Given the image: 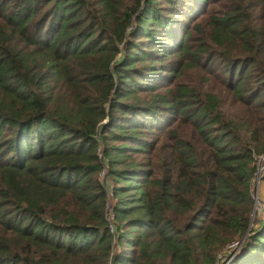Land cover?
I'll use <instances>...</instances> for the list:
<instances>
[{
  "label": "trees",
  "instance_id": "16d2710c",
  "mask_svg": "<svg viewBox=\"0 0 264 264\" xmlns=\"http://www.w3.org/2000/svg\"><path fill=\"white\" fill-rule=\"evenodd\" d=\"M261 153L264 0H0V264H264Z\"/></svg>",
  "mask_w": 264,
  "mask_h": 264
},
{
  "label": "rangeland",
  "instance_id": "374dc122",
  "mask_svg": "<svg viewBox=\"0 0 264 264\" xmlns=\"http://www.w3.org/2000/svg\"><path fill=\"white\" fill-rule=\"evenodd\" d=\"M100 179H102L103 183L106 185V189L109 195V187H110V181L107 177L100 176ZM252 198H253V211H252V220H256L258 217L261 218L264 215L263 209H264V176L260 177L258 180L257 185H252ZM111 201V199H110ZM110 202L107 203V211L106 215L110 214ZM255 211V212H254ZM111 228H112V218L109 220ZM258 223V222H257ZM256 224V223H254ZM236 246H232L231 248H228L227 250H224L218 254V259L215 261V264H224L228 258L232 257L233 255L237 254V248Z\"/></svg>",
  "mask_w": 264,
  "mask_h": 264
},
{
  "label": "built area",
  "instance_id": "2783aa9c",
  "mask_svg": "<svg viewBox=\"0 0 264 264\" xmlns=\"http://www.w3.org/2000/svg\"><path fill=\"white\" fill-rule=\"evenodd\" d=\"M103 172L104 171L102 169L101 174H103ZM263 176H264V153H261V154H258L254 160V172H253V176H252L250 186H249L250 191H252V185H257L259 178ZM111 218H112V214L110 213L107 216L108 222ZM109 226L111 227L110 222H109ZM239 245H240L239 242H233L231 244V247L236 246V248H238Z\"/></svg>",
  "mask_w": 264,
  "mask_h": 264
}]
</instances>
